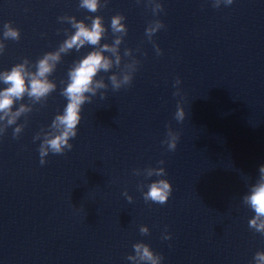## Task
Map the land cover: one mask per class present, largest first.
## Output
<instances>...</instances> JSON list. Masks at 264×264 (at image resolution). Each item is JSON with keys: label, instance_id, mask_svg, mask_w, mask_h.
I'll return each instance as SVG.
<instances>
[{"label": "clouds", "instance_id": "1", "mask_svg": "<svg viewBox=\"0 0 264 264\" xmlns=\"http://www.w3.org/2000/svg\"><path fill=\"white\" fill-rule=\"evenodd\" d=\"M153 5V13H158L163 10V5L156 0H149ZM233 0H224L227 5L232 4ZM107 0H105L106 6ZM215 7L220 6V0H215ZM80 8L87 9L91 13H95L101 7L99 0H81ZM59 19H64L60 17ZM68 22L74 33L59 46L58 50L45 53L39 58L32 67L35 71H29L30 61L25 58L23 62L15 64L10 70L0 71V82L6 87L0 90V121L6 122L3 127H0V135L4 134L9 126L16 125L13 131V136L18 137L22 132L24 125L17 124L18 119L29 112L32 108L24 103H21L18 108L13 110L17 101H22L25 96L33 103H41L47 100L48 96L56 90V84L49 80L48 77L55 71L57 64L61 61V54L67 53L69 50L75 49L80 51L85 45L98 46L105 35L106 28L103 23V17L95 16L91 19V24H86L83 20H77L74 16L68 17ZM125 17L117 14L111 18L112 33L117 35L114 43L110 46L107 43L101 45L98 49L90 51L82 59L68 71L67 86L61 91V95L67 100V104L62 113H58L50 124L53 131L47 132L39 146V154L41 157L40 163H45V157L51 152L53 154H63L66 150H71L73 145L69 142L77 136V126L81 122V109L86 102H91V97L96 95V90L106 88L102 81H94L101 70L108 72L113 67V62L103 53L110 52L116 59L115 64L120 65L121 58L117 55L118 47L122 43L124 36L127 34V27L121 23ZM164 27L160 20H155L146 29V35L151 41L153 35ZM3 40L20 39V30L12 26L11 22L3 25ZM158 55L161 54V49L154 44ZM5 44L0 42V53H3ZM124 54L130 55L131 49H125ZM134 61V64H138ZM137 70L132 67L130 72L122 75L120 79L116 75H111L109 80L113 90H119L121 87L131 84L133 74ZM180 83L177 79L176 84ZM89 94V95H86ZM178 94V92L176 93ZM104 94H101V98ZM175 118L182 121L185 118V112L179 105L175 113ZM169 139L165 141L169 150H175L179 139L178 133H173L170 130L167 133ZM35 139H40L37 134ZM164 163V161H160ZM260 177L258 182L251 187L249 195L244 196V203L247 204L255 215L249 220V227L256 232L264 235V165L259 168ZM151 175V172L149 173ZM157 176L166 175L163 168L156 171ZM172 194V185L166 179H159L152 182L149 190L143 194L146 202L151 201L158 204H165ZM126 195V194H125ZM131 202V198H129ZM149 229L146 226H141L140 232L147 234ZM164 239H171L170 234H165ZM136 254L141 261L148 264H161L163 259L159 254L154 253L151 248L144 243H136L133 245ZM128 260H135L136 257L129 255ZM254 261L256 264H264V251H258L255 254Z\"/></svg>", "mask_w": 264, "mask_h": 264}]
</instances>
